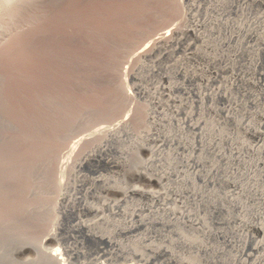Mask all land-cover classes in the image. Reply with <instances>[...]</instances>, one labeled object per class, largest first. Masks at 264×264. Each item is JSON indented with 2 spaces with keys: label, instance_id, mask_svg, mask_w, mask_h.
I'll return each mask as SVG.
<instances>
[{
  "label": "bare ground",
  "instance_id": "bare-ground-1",
  "mask_svg": "<svg viewBox=\"0 0 264 264\" xmlns=\"http://www.w3.org/2000/svg\"><path fill=\"white\" fill-rule=\"evenodd\" d=\"M201 1L202 0H174V1L172 0L173 3L171 5L173 11L172 13L173 15L175 13V16H172L173 18L169 17L170 18L169 21L171 20L169 24L162 22L163 21L162 12L165 13L167 11L164 10L159 11L158 9L156 12H154V18L156 17L155 20L158 23H163V25L167 24V27L165 25L166 28H164L163 25H161L160 28L161 30L158 28L159 30L155 33V35L150 37L147 40V43H145L143 47L142 55H136L132 57V59L135 58L134 69L130 71L128 70V68H123L124 71L123 69L121 70L120 72L121 83L119 84V90L121 91V95L124 99L128 100L131 97L125 84L127 79H130L132 81H138L135 84V90L140 95H144V97L151 96L153 105H155L156 106L155 108L158 109L159 107L164 108L163 106L166 105L165 103H168L167 101H169V99H172L170 97H168L169 99L166 97L167 101L162 102L163 98L161 100L160 99L161 97H159L162 93H166L168 91L171 92L173 91V89H179L180 91L184 90L185 92H187L188 89L180 84H176L178 86L176 85L171 86L170 84V86L157 87L159 89V92H157L158 90L156 88H154V90L157 91L152 92L151 91L152 88H150L151 86L149 85L150 83L148 84L143 83L141 79L144 76V74H146V72L148 73L149 72L152 73V71L153 73L155 72V68H153L152 66H151L152 68H150L149 66L150 64H148L150 60L155 59V57L158 56V54L161 57H163L169 54L170 52L172 53L173 50H175L176 52L178 46L184 44L185 45L184 48L187 51L188 55L191 54L190 56L191 59L202 60L205 62L204 68H202L200 71L199 70L192 71L191 69H190L191 71H188L189 70L188 68L187 69L185 67L181 68L182 66L180 65V67H178L177 73L181 72L180 73L181 75L182 73L185 74L186 77L184 75L183 76L186 79L188 78L190 82H196L197 80L198 81L201 80L203 84L205 82L207 84L213 82L221 83V85L219 84L220 85L219 87H216L217 89H213L215 86L212 87L213 90L211 89V87H208V89L209 88L211 89L210 93L208 94L202 91V88L197 91H194V94L196 92V95L201 99L200 101H198L200 103V106L198 105L200 107L199 113H200V109L202 111H207L206 114L208 113L211 114V112L214 113V111H216L215 105H214L215 106L214 109L213 105H209V103L206 102L207 98L209 97L211 98L214 96L216 97L218 96V99L221 98L226 100L227 102L230 103L232 102L230 98L231 96H229L228 94L230 92L229 88H233V87L235 88L237 85H235V83H232V87H229L230 86L228 85L229 79L223 78V76H221L220 73L222 72L223 74L224 72L233 70L232 68L233 59L230 57L226 58L225 55H221V54L218 56L215 53L220 51L218 49L219 45L221 46V48L229 47L230 49H234L236 52L235 57H239L242 55L253 57L260 50L262 49L264 50V39L261 36L262 33L264 32V16L260 15L257 18L254 17L255 19L250 22L249 21L246 22L245 21L246 19L242 21L243 18H241L240 21L233 22L231 20L232 18L230 19L229 17L226 16L227 10H225V7L227 5L228 8L232 6L233 10L237 8L236 11H238V9L240 10V7L242 8L245 5L243 7L244 10L247 7L250 8L249 6L252 5L251 3H261L263 2V0H243L242 4L240 3V5L239 4L235 5V2L231 3V1L228 0H213L214 2L212 0H209L208 7H206L208 4L207 5L205 4V6L204 4H202V2L205 3L204 1L206 0H203L202 2ZM39 2H42V0H38V1L37 0H0V56L1 54L7 52V54L9 53L10 55L8 54L7 56L5 53V56H7L8 58L9 56H11V58L14 59L15 58L14 56H16L15 54H19L20 48L22 47L24 48V46H28V44L31 43L32 41L35 40L39 41L42 38V40H44L43 44L41 41L40 43L37 42L39 44H42L37 46L38 55H35L33 53L32 54L34 55V58L35 56L36 59L37 56L38 58H40L38 61L42 60L41 63L39 62L41 65L42 64L44 66L46 65L45 66L46 68L42 65L45 69L42 68L41 70L38 64L37 70L40 69L41 71H43L44 69L45 73H48V76L45 74L47 78H49L47 80H45L46 77L45 75H43L44 77L42 79L39 78L41 76H38L39 81L40 82L42 81L41 83L48 84V82L51 81L53 78L57 79L63 72L65 73V69L63 68V66L68 65L67 61H69L67 59L68 51L66 50V48L68 44L67 39L70 38V35L69 34L67 35V32L69 33L71 32L70 25L74 22V20L68 17L66 6L59 4L53 8L54 10L52 11L50 10L51 11L50 13H46L47 9L45 10L43 6L42 9L41 4H38ZM36 3L38 7H35ZM185 4L190 5L188 6V8H190L189 13L187 11L181 12V7H183ZM30 5L31 7H29ZM33 7H35L36 9ZM205 11L206 13H204ZM105 12L106 14L109 15L110 10L107 9ZM168 14H169V9H168ZM109 18H111V16H109ZM91 19L93 20V18ZM86 20L90 22V19L89 18L87 19V17ZM86 20H84V24L85 23L87 24ZM166 21H168V19ZM102 25L105 24L103 23ZM225 25L227 26L232 25L235 31L227 35V37H225L224 39L223 37H221L222 34L218 30L216 31V28L217 27L220 28V26H225ZM85 26L88 27L87 25ZM87 30L89 29H86V32ZM99 30L101 29L96 28V29H92V32H89L91 36V38H89L91 40L90 43L91 42L93 43L98 40L100 35H98L97 32ZM23 32L26 33V37L30 39L21 41L19 37L21 38ZM80 32L82 33L81 30ZM190 36H193L191 38L195 39L194 40L195 43L185 42L186 38H189ZM217 42H220V44L218 45ZM216 43L218 46L217 48L215 47ZM33 50L34 48L31 49V52H33ZM221 51L223 50L221 49ZM134 52L135 51H133V53ZM27 53L29 55L30 51H27ZM27 53L24 52L23 55H27ZM182 54L184 55L183 57L185 58L184 60H186L187 54L186 53H182ZM5 56L0 58L6 60L10 59V58L7 59ZM178 56L179 57L181 56L180 53H178L177 56L175 57ZM30 57L32 58V55ZM114 57L115 56L111 55L110 59ZM121 57L123 58V61L126 62L124 60V57L123 56ZM190 57H188L189 60ZM16 58H21V57L17 56ZM29 59L28 62L31 65H33L34 63V66H36L35 63L37 60L32 58L33 61L31 59L32 61L31 62ZM158 59L159 58L155 59L156 61H154V63H157ZM179 60H181V58L178 59V62ZM11 61L10 62L4 61L5 64L9 63L6 64L9 66L6 68L5 67L6 65L5 66L2 65L3 69L5 68L6 69L0 71V105H2L3 103H7L11 99L12 97L11 95L13 94L19 95L21 93L20 91H18L19 93L15 91L13 92V94H10L12 93L10 87L12 89L13 87L14 89H16L15 86L16 84H18L15 83L13 87L10 85L11 84L10 81L17 78L16 77L17 69L15 67L16 63L13 64ZM20 61H22L23 64L25 58L23 59L21 58L19 62ZM173 61H177V58L173 59ZM15 62H17V60H15ZM28 62L26 65L29 64ZM26 65L23 64L22 66H26ZM177 65L175 66L177 67ZM47 66H49L50 68H47ZM57 66L62 67L60 75L56 74L58 73V71L57 72L55 71L56 73L53 72L54 70L53 67L57 68ZM28 69L26 66L25 70ZM46 69H49L48 72H46ZM18 70H17L18 73L17 76H19V73L22 72L21 68L19 70L20 72H18ZM248 70L250 69L248 68ZM32 71H34V69ZM206 71L210 72L211 74L213 73L214 77L213 76L206 77L203 73ZM29 72L28 75H30V77L32 76V73L34 74V78L32 77L31 81L33 80L37 81V78H35L36 77L35 72L32 73L31 71ZM23 73L24 71L21 73L20 78L22 79L23 77L24 80L26 81V75L24 77ZM242 73H244V71H242ZM252 73H254V71ZM237 74H239V76ZM67 75H69V72L67 73ZM251 75L250 76L248 75L249 78L251 77ZM63 76L65 75L62 74V78ZM236 76L239 77V79H241V83L244 82L250 84L252 82L251 81L252 77L250 78L251 80L248 77L247 79L245 75L243 74L241 75L240 72L236 73ZM67 78L68 77H66V80ZM162 78L168 79V76H164ZM28 79L29 77L27 78V80ZM24 80L22 79L23 83ZM31 81L28 80L29 83ZM252 84H254V81L252 82ZM22 85L24 86V84H21V86ZM201 86L203 87V85ZM6 87H8V89ZM18 90H21L20 87L18 88ZM22 90L24 91V87ZM193 90L194 89H192L191 91ZM40 92L41 91L39 90V92L36 91L33 93L34 95H36V98L34 97L36 99V102L35 99L34 101L32 100L33 102H35L34 103L35 105L31 103L30 106L31 110L29 111L23 110L22 108L21 109L22 112L19 113L22 115H17L20 116V118L15 117V114L13 112L14 109L18 108L16 107V105L18 104V101H20L17 100L16 98L15 101L16 100L17 101L14 103L9 101L10 103L9 109L6 112H4L2 116L0 115V123L3 122L11 123L14 128V132L10 137L11 142L9 143L14 144L17 139L20 142L23 141L22 143L23 144L25 143L24 145H26L25 147L26 149L24 148V152L21 156V158H24L26 160H15L14 163H10L11 162L10 161L7 164L0 163V223L4 222L5 220L10 221L14 219L12 218L13 215L15 217L25 218V219H27L30 216H33L37 220L44 219L46 220V224H47V231L45 232L47 234L45 235L46 237L45 240H47L48 243L49 242L53 243L58 239L57 231L59 229L62 230L61 216L59 214L61 213L60 211H62L63 213L62 215L73 214L74 213L73 207L75 205V202H77L79 203L80 208L84 212V215L85 216L86 214L88 215L90 214L91 216L94 215V219L92 220L89 219L90 221H86V222H84L85 220L84 221L80 220V223L77 224L75 223L76 226L72 224L74 226V229L82 233V236L85 240L93 241L98 244H105L107 247H110V250L106 252L108 254L113 255L115 258V262H110V264H247L246 261H244L245 259L243 256H245V258L247 257L246 260L247 259L252 260L253 262L252 264H264V191L263 189L261 191L258 188H255V184L258 183L257 182L258 179L255 177V175L260 169L264 168V158L261 159L259 157V155L262 156L261 154L264 153V137L260 139L261 141L263 140V143L260 142L261 143L260 145L252 146L249 145L247 142H245V140L236 138L235 137L236 135L231 136L225 134L222 131V129L217 128L218 127L217 121H216L217 123L216 125V123L211 118V116L210 118L206 117L205 113L202 111L201 112L204 113L203 117L200 119L197 118L195 119L197 121H194L191 115L193 112L189 115V113L185 112V107H184V112L186 117L183 118L182 120L181 119L176 120L175 118L173 119V117L171 118L168 115H166L165 112L159 113L157 110L153 109L155 113H157L158 115L160 114V116H162V117L160 116L158 117V115H154L153 119H151L152 122L149 119L150 122L157 127V132H156L157 134H154L152 132V129H149L148 126L149 123L148 124L144 123V125L143 122L140 123L139 120L141 119L143 120L144 119L143 116V118L141 119L139 118V120L136 119L140 125L141 124L143 125V126L141 125L142 128L144 127L142 134L138 135L131 131L128 135H130L129 137L132 138L134 137V139H136L135 143L137 144L134 145L135 148H137L142 153L144 152L143 154L149 153V155L152 156L151 159L145 162L144 169L137 170L136 177L146 180L148 184L150 183L156 184L157 185L156 187L160 186L158 187L159 189L162 187V189H165V191L163 192H166L167 190L168 191L166 193L167 196L164 197L163 199V197H161L162 194L161 195L149 194V196H151L153 200L157 201V203L154 201L157 204V207H155V209H153L154 205H152L153 207L151 206V208L149 207L146 208L143 205L138 209L134 208L132 210H124V208L122 209L121 205L113 206L110 202H106V201H103L104 208H102L101 206H98L93 202H89L88 199H86L85 196L90 195V193L93 192L89 188L86 189L84 188L85 182L87 180V176L82 175L80 172L82 168H84L86 165L90 163L91 160L97 159L98 157L101 156L102 153L105 152L107 146L104 143L106 141L105 140L103 141L102 137L98 136L94 140L93 142L94 145L92 144L93 146L85 145L83 148H80L77 154H75L76 155L75 157L72 156L68 161H65L66 163L62 164V171L60 172L59 176L55 180L53 181L51 180L50 183L48 180H47L48 182L47 181L45 182L46 184L43 182L39 183L33 178V174L38 169L39 159H41L40 158L41 154L43 152L48 151L52 147L54 141V133L52 131L53 128L51 121L52 108L49 109V107H51L50 106L51 94L43 93V92L40 93ZM29 94L28 95L21 94V96L19 95V97L21 98L23 95V97L25 96L27 100L26 95L29 98ZM167 94L166 96H168ZM23 97L22 99L25 100V98ZM257 97L259 98V96ZM249 99L250 101H253V99L255 98H252L251 100L250 97ZM254 101L255 102H252L253 104L257 102H261L256 100ZM20 102L22 103V101ZM27 102L29 104L26 105L25 107L26 108L28 107V109H30L29 107L30 100L24 101L23 103L27 104ZM172 102H175L174 105H176L179 101L177 102V100L174 98ZM172 102H170V104L173 105ZM237 103H235V105ZM170 104H167V106L168 105L172 106ZM240 105L241 104L239 103V107ZM43 106H45L46 110L41 109V107ZM181 106L183 108V105ZM223 106L225 107L226 103ZM256 106H259V104H257ZM224 107L223 109H225ZM137 108L139 109V107ZM174 108L177 109L179 107H174ZM87 109H88L87 105L83 106L81 112ZM144 109L145 107L144 108L142 107L141 113L139 114H143ZM186 109H188V107ZM218 109L219 108H217V110ZM231 109H229L228 111L225 110V112L226 111L228 112L227 114L225 113L226 114L225 119H228L230 122L231 121L234 122V125L244 129L246 133L254 135L257 138H261L262 136H264L263 115H261V117L257 115L261 118V122L258 123V121L256 120L253 121L254 119L250 117L251 116L250 113H249L250 116L248 115L246 117H241L240 115L241 118H239L238 117L239 114H237L238 116L236 115V113L231 114L230 112ZM237 109L239 110V108ZM135 110L137 111V109H133L134 112ZM147 110L149 109L147 108ZM164 110L165 109H163V111ZM139 111L135 113H138ZM188 111L191 112L190 109H188ZM254 112L255 111H253V113ZM256 112L259 111L257 110ZM180 113L181 112L178 110L177 114ZM253 113L252 115H256ZM149 115L152 117L151 114ZM78 116H79V112L76 110L74 111V114H72L66 120L68 129L73 127L77 123ZM200 116H202V114ZM148 117L149 116L146 115L145 118ZM175 120L177 121L176 125L172 123ZM23 124L26 125L27 130H28L27 125L29 127L28 131L25 129L27 132H24L25 126ZM140 125L138 127H140ZM142 128L140 127V129ZM186 128L188 129V131L189 129L195 130V132L193 131V133L199 131V134H196L198 135V137L195 140H192L193 142H190L189 141L190 139L188 140H185L186 138L183 139V137L185 136L184 132ZM171 129L172 130L174 129V131H172ZM109 137L112 140H115L116 142L122 139V136L117 131L111 132L109 134ZM146 140L147 141L154 140L155 142H158V146L157 147L149 146L150 144L147 145L145 143ZM36 141H38L39 143ZM107 141L108 143L110 142V140ZM225 144L226 145L229 144L233 146V149L231 148L232 151H230L232 154L231 156H229L230 153L229 154L225 153L229 148L224 152L223 146ZM189 149L191 150L193 149L195 151V152L193 151L194 154H190L188 156L185 155L184 158L181 157L182 159L181 158L180 159L182 161L179 162L180 160L179 156L181 152L186 151L187 153V150ZM247 153L249 155H246ZM182 155L184 156V153ZM210 155H214L211 157H215L214 159L218 160L220 163L217 164L214 163L213 161L209 162L207 158L210 157ZM256 155H258L259 157L258 160H255L253 162L251 160L252 163L250 162L251 164H248L247 157L252 156L253 159V157ZM127 159L128 158L123 157V159L120 160L122 162L113 161L110 159L106 161H108L112 165L117 163L116 165L118 166L126 167L129 164V161ZM176 159L179 160L177 161ZM234 165L242 166L244 167L245 170L240 169V167L235 168L233 167ZM206 166L208 167V170L207 168L206 170H204ZM231 167L233 171H231ZM197 168H201V170H198ZM156 170H158V173H156L155 175L154 171ZM22 171H24L25 174ZM150 171H152L154 174H150ZM191 174L192 175L194 174L193 176H196V178L197 177L200 178V180L203 181L206 187L210 184L212 186L215 184L218 185L219 183L221 184L226 183L231 188L233 187L234 190L231 193L224 192V194L223 193L221 194L220 192L221 194L220 196L214 195L215 193L217 194L218 192L216 188L215 190L217 192L210 194L209 193L210 190L207 191L209 195H207V193L205 194L204 192L207 190V188L206 190L205 189L202 190L203 186L201 188L191 187L193 190H191L189 187V189L187 190V188H185L182 184H190L192 182V180H190ZM76 181H78V187L84 190V192H86V195L84 197H78L76 194L70 191V187ZM95 181L101 184H106V180L102 178H98ZM7 185L12 186L11 192L14 193L10 200H4V197L6 196V192H7ZM210 189L212 190L213 187ZM106 190L108 192L112 191V189L109 187H107ZM119 191L121 192L122 190ZM123 191L124 192H122L123 193L122 195L125 198L129 197L130 193H132V195H134L135 193L143 194V195L148 194L138 187H133L131 189H127ZM33 196L35 197L37 196V197L35 198ZM30 197L35 199L32 200ZM217 199H219L222 203L228 202L234 208V210L238 212L237 216L235 217L236 212L234 211L235 213L233 217L232 215L233 213L231 212V210H226V208L222 204H220L221 202H219ZM218 202L220 205L217 204ZM171 203L172 204L175 203V205L171 206ZM152 204L154 203L152 202ZM62 205H64L63 206L64 208L62 207ZM60 207L63 209L60 210ZM106 209L110 211L109 214L106 213L107 211L105 212ZM204 210L209 212L212 216L221 217V219L217 221L216 223L217 225L215 227L211 226V224L207 221V218L204 215H202V213L203 214L205 213ZM144 211L147 212L149 211L147 216L142 215ZM249 215H252L251 217L252 220L248 218ZM71 228L73 229V227ZM61 232L63 233V231ZM53 244H55V242ZM78 246L75 245L69 247V251L73 256L83 257L82 255L85 253ZM247 248L248 250H250V252L253 251V253L247 252L246 251ZM22 250L31 251V249H27V248H22ZM240 252L242 253V255L240 254ZM0 264H65V263L64 261H52V260L45 261V259L43 260L39 259L34 261L22 260L21 262L20 260H18V263L15 261L4 262L2 260L0 261ZM91 264H109V263L106 261H102V257H98L95 258V260Z\"/></svg>",
  "mask_w": 264,
  "mask_h": 264
},
{
  "label": "rangeland",
  "instance_id": "rangeland-1",
  "mask_svg": "<svg viewBox=\"0 0 264 264\" xmlns=\"http://www.w3.org/2000/svg\"><path fill=\"white\" fill-rule=\"evenodd\" d=\"M228 1H231V3L235 2V5H238V4L240 5V3L242 4V2H243V0H228ZM204 2L205 3L202 2V4H204V6H205V4L206 5L208 4L206 6V7H208L209 6V3H208L209 0H206ZM263 3H264V0L261 3H251L252 5L249 4V5H251V6H249L250 8L247 7L248 10H247V8L243 10V7L245 5L244 6L242 5L243 7L242 8L240 7V10L238 9V11H236L237 8L233 10L232 6L228 8L227 7L228 5H227L225 7V10H227L226 16L229 17L230 19L232 18L231 20L233 22L240 21L241 18H243L242 21H244V19H246L245 20L246 22H248V21L250 22V21L254 20L255 18L259 17L260 15L264 16V6H263L264 4ZM38 4H41L42 9H43V7L45 8V10L47 9L46 13H50L52 10H54L53 8L59 4L64 5L67 8L68 17H70V18H72V20H74V22H73L74 24L72 23L73 25L72 24L70 25L71 32L70 33L67 32V35L68 34L70 35V38L67 39L68 44H67V48H66V50L68 51L67 52V55H68L67 59L69 61H67L68 65L63 66V68L65 69V73L64 72L62 73L63 75L68 77L67 80H66L65 76H63V78H62V74L60 75L62 67L57 66V68L53 67V69H54L53 72L58 71L59 74L56 72L55 73L57 75H60L57 79L53 78L54 80L53 79L51 81L48 80L49 81L48 84H44V83H41L42 81L41 82L39 81L38 76H41V77H39L41 79L44 77L43 75H45V74L48 76V73H45V71H44V69L46 68L45 67L46 65L44 66L42 64L45 67L44 68L40 64L42 60L38 61L40 58H38V56H37V59H36V56L34 58V55H33V54L38 55L37 54V46L42 45L44 43V40H42V38L39 41L38 40L32 41L31 43L28 44V46H24L26 51L24 50L23 47L20 48L19 54H15L16 56H14L15 57L14 59H12L11 56H9V58H10L9 59L7 57L9 53L7 54V52H5L7 56H5V53H3L4 55L1 54L0 57L5 56L9 60L0 58V62H1L0 63V71L5 70L9 66V65H6L9 63L5 64V62H10L12 59L11 62L13 64L16 63V65H15L16 69L20 70V68H21V71L22 72L24 71V73H23L24 75L23 74L22 75L24 77L26 75V81L22 77V79L24 80V83H23L22 79L20 78L22 72H20L18 70V72H20V73H19V76H17L18 73L16 70V77L17 78L10 81L11 82L10 85L12 87L15 85V83H18L15 86V88L17 90L14 89V87H13V89L10 87V90L12 92L10 94H13V92H15V91L17 93H19L18 91H20L21 93L19 95L21 96V94H23V95L27 94L28 95L30 92L29 98L26 95L27 100H26L25 96L23 97V95H22V97L25 98V100L22 99V97L20 98L18 94L17 95L16 94L11 95L12 97L14 96L13 98L11 97V99L9 100L12 103L16 102L17 100L22 101V103L20 101H18V104L16 105V107H18V108L13 110L15 117H17V118H20V116H17V115H22V114H19L22 112V110H21L22 108H23V110H28V111L31 110V107H30L31 103L34 104L36 102V99H35L36 95L33 94L34 92H36V91L39 92V90H40L43 93L51 94L50 95L51 96V105H50L51 107H49V109L52 108V114H51L52 120L51 121H52V128H53L52 131L54 133V141H53L52 147L49 150L47 149L48 151L43 152L41 154V157H40L41 159H39L38 169L33 174V178L36 181H38L39 183H41V182L45 183L47 180L50 183L51 180L52 181L55 180L59 176L60 172L62 171V164L66 163L65 161H68L72 156L75 157L76 156L75 154H77V152L80 150V148H83L85 145H87V146H91L92 144L94 145V143H93L94 140L99 136V137H102L103 141L104 140L106 141V142H104L105 145L107 146L105 152L102 153L101 156L98 157L97 159L91 160L90 163L88 165H86L84 168H82V170L80 171L82 175L87 176V180L85 182L84 188L85 189L86 188L91 189L93 193H90V195H86V192H84V190H82L81 188L78 187V181H76L70 187V191L72 193L76 194L78 197H84L86 195L85 197H86V199H88L89 202H93V203L97 204L98 206H101L102 208H104L103 207V201H106V202H110L113 206L121 205L122 209L124 208V210H132L134 208L138 209V208L142 207L143 205L146 208L147 207L151 208V206L154 205L153 209H155V207H157V204H156L157 201L153 200L151 198V196H149V194H153V195L154 194H156V195L162 194L161 197H163V199H164V197L167 196L166 193L168 191L166 190V192H163V191H165V189H162V187L159 189L158 187H160V186L156 187L157 186L156 184H151V183L148 184V182H146V180L141 179L139 177H136L137 176V170L138 169H144L145 168V162H147L149 159H151L152 156L149 155V153L143 154L144 152L142 153L137 148H135L134 145L137 144V143H135L136 139H134V137L133 138L129 137L130 135H128L131 131L138 134V135H141L142 131L144 129V127L142 128L144 123H147V124L149 123V125H148L149 129H152V132L154 134H157L156 133L157 127L154 126L153 123H151L152 122L151 119H153V116L158 115L157 113L154 112V110H157L159 113L165 112L166 115H168L171 118L173 117V119L175 118L176 120L177 119L182 120L183 118H185L186 117L185 112L189 113V115L193 112L194 115H193V113L191 114L193 117V120L197 121L195 119L202 118L204 113H205L206 117L210 118V116H211V118L214 120L215 123L217 121V123H218L217 128L222 129V131L225 134H228L231 136L236 135L235 136L236 138L245 140V142H247L249 145H252V146H258L261 144L260 142L263 143V140L261 141L260 139H262L264 136H262L261 138H257L254 135L246 133L244 131V129L234 125V122H232V121L230 122L228 119H225L226 114L228 113L227 111L232 108L233 110L231 109V111H230L231 114L232 113H236V115L239 114V116L237 115L239 118L246 117L248 115L250 116V114H251L250 117L252 119H254L253 121L256 120V121H258V123L261 122L260 117H261V115L264 116V93H263L264 92L263 91L264 90V87H263V85H264L263 84V81H264L263 80L264 79V50L263 49L262 50L259 49L260 51L257 52V54L254 55L253 57H249L247 55L235 57L236 52L234 49H230L229 47L228 48L227 47L221 48V46L219 45L220 42H217L219 47L217 46V43L215 44V47L216 48L218 47V49L220 50V51H218V49H217L218 52H216L215 54H217L218 56L220 54L225 55L226 58L230 57L233 59L232 68L234 71L230 70V71H228L229 73L224 72L225 74L224 73L222 74V72H221L220 73L221 76H223V78L231 80V81L228 80V83H229L228 85H230L229 87H232V83H235V85H237L235 88L234 87L229 88L230 92L228 94H229V96H231L230 97L231 101H232L231 103L227 102L226 100L221 99V98L218 99V96L217 97L216 96L211 97L213 100L210 97L207 98L206 102L209 103V105H213V106L215 105L216 106V111H218V112L214 111L215 115L212 112H211V114H209V113L206 114L207 111H202L201 109H200V113H199L200 103L198 101H200L201 99L196 95V92L194 94V91H197V90L202 88V91H204V92H206V94H208V93H210L212 87L215 86L213 89H217L216 87H219L221 85V83H216V82L214 83L213 82V83L207 84L205 82L203 84L201 80H200L201 82L198 80H197L198 82L197 81L196 82H190L188 80V78L187 79L185 78L186 77L185 74L182 73V75H181L180 74L181 72L177 73L178 67H180V65L182 66L181 68H184V67L186 69L188 68L189 69L188 71H191V70L192 71H195V70L200 71L202 68H204L205 62L202 60L195 59L196 60L195 61L194 59H191V57H190L191 54L188 55L187 51L184 48L185 47L184 44L178 46V49L176 47L178 52H177V50H176V52H175V50H173L172 53L171 52L169 53L170 55L167 54L168 56L165 55V56L161 57L158 54V56L155 57V59L159 58L157 60L158 61L157 63H154V61H156L155 59L150 60L148 62V64H150L149 65L150 68H152V67L155 68V72L153 73L152 70H151L152 73L146 72V74H144V76L141 78L142 82L146 83V84L150 83L149 85L151 86L150 88H152L151 89L152 92H155L157 90H158L157 92H159V89L157 87L170 86V84H171V86H175L176 84H180L183 87L185 86V88L188 89L187 92H185L184 90L180 91L179 89H173V91H171V92L168 91L166 93H162L159 96V97H161L160 98L161 100L163 98L162 102H166L168 97L172 98V99L168 98L170 102H172L174 98L177 100V102L178 101L179 102L178 103L176 102L178 105L177 104L174 105L175 102H172L174 105L173 106L172 104H170L169 101H167L168 103H165L166 105L163 106L164 108L159 107V109H158V108H155L156 107L155 105H153L151 96L150 97L149 96L144 97V95H140L135 90V84L138 81H132L130 79H127L125 84H126L127 90L129 91L131 97L128 100L124 99L121 95V91L119 90V84L121 83L120 82V72L123 68H128V70H130V71L132 69H134V67H135L134 59L135 58L132 59V57L136 56V55H142L143 47H144L145 43H147V40L150 37L155 35V33L161 28V25H163V23L169 24V22L171 21V20L169 21V19H170L169 17L173 18L172 16H175V13H174V15L172 13L173 12L172 6H171L173 4L172 0H42V2H39ZM188 6H190V5L185 4L183 7H181V12L187 11L189 13L190 8H188ZM29 7H31V5ZM35 7H38L37 3H36ZM35 7H33V8H35ZM186 7H187V9H186ZM107 9L110 10L109 15L106 14V12H105ZM158 9H159V11H161V10L167 11L165 13L162 12L163 17L166 15L165 16L166 18L162 17L163 23H158L155 20L156 17L154 18V12H156ZM168 9H169V14H168ZM206 10H207V8H206ZM114 12H116V13H114ZM204 13H206V11ZM203 15H205V14H203ZM109 16H111V18H109ZM86 17H87V19L88 18L90 19V22L88 20H86ZM91 18H93V20ZM167 19H168V21H166ZM82 20H83V22H82ZM84 20H86L87 24L86 23L84 24ZM49 21H50V19H49ZM103 23L105 25H102ZM159 24H160V26H159ZM167 24H164L163 27L166 28ZM85 25H87L88 27H86ZM165 25H166V27H165ZM96 28L101 29L97 32V34L100 35V37L98 38L97 41H95L93 43L91 42L92 43L91 44L90 43L91 40L89 39V38H91V36H90L89 32H92V29H96ZM86 29L91 30V31L87 30V32L89 34L86 32ZM232 29H234V27L232 25L231 26L225 25V26H220V28L217 27L216 31L218 30L222 34L221 37H223L225 39V37H227V35H229L235 31V29L234 30H232ZM80 30L82 31V33L80 32ZM83 31H85L86 34ZM23 34L21 35V38L19 37V39H21V41H25L27 39H30V38L26 37V33L23 32ZM261 36L264 39V32L262 33ZM25 37H26V39H25ZM191 37H193V36L186 38L185 42L195 43V41H194L195 39L194 38L192 39ZM243 40H244V38H243ZM40 41L42 42V44H39ZM37 42H39V43H37ZM180 47H181V49H180ZM33 48H34V50H33V52H31V49H33ZM35 49H36V52H35ZM221 49L223 51H221ZM27 51H30L29 55H28ZM133 51H135V52L133 53ZM24 52L27 53V55H23ZM178 53H180V55H181L180 57L178 56L179 58L175 57V56H177ZM182 53L187 54L186 60H184L185 58H183L184 55ZM171 54H172V56H171ZM31 55H32L33 59L37 60L35 63L36 66H34V63H33V65H31L28 62L29 58H30L29 59L30 61L32 59L30 57ZM111 55H113L115 57L110 59ZM17 56L18 57L20 56L22 59L25 58V61L23 62V64L26 65L27 62L30 64V65L29 64L26 65L27 69L29 68L28 70L31 71V73L35 72V74H36L35 78H37V81H35V80L31 81L32 77L34 78V74L32 73L31 77H30V75H28L30 72L28 70H25L26 66H22L23 65L22 61L19 62V60L21 58H16ZM121 56L124 57V60L126 62L123 61V58ZM188 57H190V60L188 59ZM176 58H177V61H173V59H176ZM180 58H181V60H179V62H180L179 63L178 59H180ZM33 59H32V61H33ZM15 60H17L18 63L15 62ZM2 61L3 62L5 61V62L3 63ZM120 61H121V64H120ZM174 62H175V64H174ZM177 62H178V65H177ZM254 63H256V64H254ZM38 64H39V67L41 70H42V68H44L43 71H41L40 69L37 70ZM2 65H4V66L6 65L5 66L6 68L3 69ZM175 65H177V67ZM255 65H256V67H255ZM17 66H19V67H17ZM31 66H32V68H31ZM246 67H247V69H246ZM251 67H253V68H251ZM47 68H50V67L47 66ZM248 68L250 70H252V69H254V70L250 71V70H248ZM22 69H24V70H22ZM33 69H34V71H32ZM48 70L49 69H46V72H48ZM123 71H124V69H123ZM242 71H244V73H242ZM247 71H248V74H247ZM253 71H254V73H252ZM41 72H42V75H41ZM66 72L67 73L69 72L70 77H69V75H67ZM239 72L241 73V75L242 74L245 75L246 78L247 77L249 78V76L252 74L251 75L252 80L250 79L251 77L249 79L252 82L254 81L255 85L252 84V82L250 84L244 83V82L241 83V79H239V77L236 76V73H239ZM250 72H251V74H250ZM203 73L206 77L207 76H209V77L213 76L214 77L213 73L211 74L210 72H207V71L203 72ZM87 75H88V77H87ZM237 75L239 76V74H237ZM27 76L29 77L28 80L31 81L30 83L27 80V78H28ZM47 76L45 77V80L49 79V78H47ZM164 76H168V79H166V78L163 79L162 77H164ZM215 76H217V75H215ZM19 79H20V81H19ZM237 79H238V81H237ZM63 80H65V81H63ZM17 81H19V82H17ZM60 82H62V83H60ZM65 82H66V84H65ZM19 83H20V85H19ZM238 83H240V84H238ZM260 83L262 86L260 85ZM21 84H24V86L23 85L21 86ZM62 84H64V85H62ZM200 84L203 85V87ZM243 84H245V85H243ZM17 85L20 87L21 90L24 87V91L18 90L19 87ZM216 85H218V86H216ZM238 85H240V86H238ZM176 86H178V85H176ZM196 86H198V87H196ZM25 87L27 88V91H26ZM208 87H211V89L210 88L208 89ZM6 88L8 89V87H6ZM154 88H156L157 90H154ZM192 89H194V90L191 91ZM160 92H161V90H160ZM162 92H163V90H162ZM35 94H37V93H35ZM166 94L168 96H166ZM257 96H259V98ZM250 97H251V100H252V98H255V99H253V101H250V99H249ZM15 98L17 99L16 101H15ZM34 99H35V102H33ZM23 100L24 101L30 100V105H29L30 109H28V107L27 108L25 107L29 103L27 102V104H24ZM196 100L199 104L196 102ZM254 100L261 101V102L254 103L255 104L254 105L252 103V102H255ZM9 101L7 103H3L2 105H0V115L1 116L4 114V112H6L9 109V105H10ZM225 103H226V106L224 107L223 105H225ZM235 103H237V104L235 105ZM239 103L241 104L240 107H239ZM167 104H170L173 107L169 106V105L167 106ZM257 104H259L260 107L256 106ZM86 105L88 106V109L81 112L83 106H86ZM181 105H183V108ZM45 106L41 107V109L46 110ZM141 106L143 108L145 107L143 114H139V113H141V109H142ZM186 106L188 107V109L191 110V112L188 111V109H186L187 108ZM215 106H214V109H215ZM222 106L225 109H223ZM132 107H133V109H137V111H139V110L140 111L138 113H135L137 111L135 110V112H134ZM137 107H139V109ZM174 107H179V108L175 109ZM184 107H185V112H184ZM220 107H221V109H220ZM235 107H236V109H235ZM147 108L150 111L147 110ZM217 108H219V109L217 110ZM237 108H239V110ZM79 109H80V111H79ZM151 109H152V111H151ZM163 109H165V110L163 111ZM174 109L177 111H175ZM234 109H235V112H234ZM76 110L79 112L77 123L73 127L68 129L66 120L72 114H74V111H76ZM178 110L181 112L180 114H177ZM225 110H227V111L225 112ZM257 110L259 112H256ZM47 111H48V109H47ZM201 111L204 113H202ZM253 111H255V112L253 113ZM252 113L256 114V115H252ZM137 114H139L140 116ZM149 114H151L152 117ZM201 114H202V116H200ZM134 115H137L138 117L134 116ZM146 115L149 117L145 118ZM216 115H218V116H216ZM219 115H221V116H219ZM240 115H241V117H240ZM257 115H259L260 117ZM143 116H144V119L142 120L141 118H143ZM159 116H160V114L158 115V117ZM160 117H162V116H160ZM139 118L141 120H139ZM136 119H138L140 121V123L143 122V125L141 124L142 125L141 126L139 124V122H137ZM149 119L151 120V122ZM176 120L172 122L175 125L177 124ZM227 120H228V123H227ZM217 123H216V125H217ZM23 125L25 126L24 132H27L29 130L28 125H27L28 130L26 129V125L25 124H23ZM139 125L142 129H140V127H138ZM151 125L154 127V129ZM150 126H151V128H150ZM191 130L189 129V131H188L187 128L185 129L186 133L184 132V135L185 136L187 135L188 137L187 136L185 137L183 135L184 136L183 139H185V138H186L185 140L190 139L189 141L193 142L192 140H195L198 137V135H196V134H199V131H196V133H193V131L195 132V130H192V131ZM116 131L118 133H120V135L122 136V139H120V141H118V142H116L115 140H112L109 137V134L111 132H116ZM172 131H174V129ZM13 132H14V128H13L11 123H6V122L0 123V163H2V164H5V163L7 164L10 161H11L10 163H14L15 160H26L24 158H21V156L24 152V148L26 147V145H24L25 143L23 144L22 143L23 141L20 142L17 139H16L14 144L9 143V142H11L10 137L12 136ZM237 135H239V136H237ZM249 135H251V136H249ZM107 140H110V142L108 143ZM36 142H38V141H36ZM145 143L147 145L150 144L149 146H153V147L158 146V142H155L154 140H148V141L146 140ZM38 145H40V144H38ZM228 145L225 144L223 146V148H224L223 150L225 152L229 148L225 153H228V154L230 153L229 156H231L232 154L230 151H232L233 146L229 145V146H231V147H229ZM193 151H194L193 149L187 150V153H186V151H182L180 156H179V159L181 157L184 158L185 155L188 156L190 154H194L195 151L194 152ZM183 153H184V156L182 155ZM263 154L264 153L261 154L262 156L259 155V157L261 159L264 158ZM246 155H249V154L247 153ZM211 156H214V155H210V157L207 158V160L209 162L213 161L214 163H217V164L220 163L218 160L214 159L215 157H211ZM244 156H245V154H244ZM123 157L128 158L127 160L129 161V164L126 167L118 166V165H116L117 163L112 165L108 161H106L108 159L113 160V161H120L123 159ZM259 157H258V155L254 156L253 159L256 158L254 160L252 159V156L247 157L248 164H251L253 161L258 160ZM249 158H250V160H249ZM179 159H176V160L178 161ZM181 159L179 160V162L182 161ZM251 160H252V162H251ZM120 162H122V161H120ZM233 167H235V168L240 167V169H244V167L238 166V165H234ZM206 168L208 170L207 166L204 168V170H206ZM248 168H250V167H248ZM197 169L201 170V168H197ZM231 171H233L232 167H231ZM22 172L25 174L24 171H22ZM154 173L156 175V173H158V170L154 171ZM154 173L152 171H150V174H154ZM193 175L191 174V176H190L191 177L190 180H192V182L190 183L191 185L190 184H182L185 188H187V190L189 189V187L191 190H193L192 188H201L203 186L202 190H204V189L206 190V188H207V190L204 191L205 194L209 190L211 191V192L209 191V193L211 194V193L217 192L215 190V188H216L218 190L217 194L216 193L214 194L216 196H220L222 193L224 194V192L225 193H228V192L231 193L234 190L233 187H232L233 188L232 189L226 183H222V184L219 183L218 185L215 184L212 186L210 184L208 186L210 188L213 187V189L211 190L208 186L207 187L205 186V184L203 183L202 180H200V178H198V177L196 178V176H193ZM255 177L258 179V181H257L258 183L255 184V188H258L261 191L263 189V191H264V168L260 169L256 173ZM98 178L105 179L106 184H101L99 182H96L95 180ZM192 183H193V186H192ZM183 186H182V188H183ZM204 186H205V188H204ZM107 187L111 188L112 191L108 192L106 190ZM133 187H138V188L142 189L145 193H148V194L143 195V194L135 193L134 195H132V193H130L129 197L125 198L122 195L123 194L122 192H124L123 190L131 189ZM11 189H12V186L7 185V192H6V196L4 197V200H10L12 198L14 193L11 192ZM179 189H180V186H179ZM119 190H122V191L120 192ZM48 192H49V190H48ZM220 192H221V194H220ZM46 193H47V191H46ZM209 193H207V195H209ZM147 196H149V197H147ZM169 196H171V195H169ZM33 197H35V196H33ZM35 198H31V199L33 200ZM217 200L219 202H221L219 199H217ZM243 200H245V199H243ZM152 202L154 204H152ZM219 202L217 203L218 205L222 204L226 208V210H231V212L233 213L232 214L233 217H234L235 212H236L235 217L237 216L238 212L236 210H234V208L228 202L223 201L224 203L221 202L220 204H219ZM174 205H175V203L174 204L171 203V206H174ZM63 206L64 205H62V207ZM63 208L60 207V210H62ZM73 210H74L73 214H69V215L64 214L66 216L62 215L63 213H62V211H60L61 213H59V214L61 216V224H62L61 229L62 230L59 229L60 231L59 230L57 231L58 239H57V241H54L55 244H53L54 242L48 243V241L45 240V238H46L45 235L47 234V233H45L47 231V224H46V220H44V219H38L37 220L33 216H30L27 219H25V218L15 217L13 215L12 218H14V219H12L10 221L5 220L4 222L0 223V261H2V260L4 262L5 261L6 262L7 261H15L18 263V260H20V262H21L22 260L34 261V260H39V259H42V260L45 259V261H51V260L52 261H64L65 264H84V263L91 264L95 260V258L102 257V261H106L109 264H110V262H115L114 256L107 253L108 250H110V247H107L105 244H98V243H95L93 241L85 240L82 236V233H80L79 231H76L74 229V226H76L75 223L76 224L80 223V220H82V221L85 220L84 222L90 221L89 219H91V220L94 219V215L91 216L90 214L88 215L85 213L86 214V216H85L84 212L82 211V209L79 206V203H77V202H75ZM105 212L107 214H109L110 211L106 209ZM148 212L144 211L142 213V215L147 216ZM204 212L205 213L204 214L202 213V215H204L207 218V221L211 224V226L215 227L217 225L216 224L217 221L220 220L221 217L212 216L206 210H204ZM251 217H252V215L248 216V218L250 220H252ZM71 227H73V229ZM61 231H63V233ZM65 238L68 240H66ZM75 245L76 246L79 245L78 247L81 248L82 251H84L85 254L82 255L83 257H76V256L71 255V253L69 251V247H72ZM22 248L31 249V251H23ZM248 248L246 251L250 252V250H248ZM250 253H253V251ZM240 254L242 255L241 252H240ZM243 257L245 259L244 261H246L247 264L253 263L252 260L247 259L249 261L248 262L246 260L247 257L246 258H245V256H243Z\"/></svg>",
  "mask_w": 264,
  "mask_h": 264
}]
</instances>
